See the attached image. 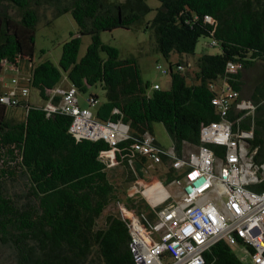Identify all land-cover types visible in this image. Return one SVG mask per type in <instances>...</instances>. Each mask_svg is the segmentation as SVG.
Returning a JSON list of instances; mask_svg holds the SVG:
<instances>
[{
	"label": "trees",
	"instance_id": "obj_1",
	"mask_svg": "<svg viewBox=\"0 0 264 264\" xmlns=\"http://www.w3.org/2000/svg\"><path fill=\"white\" fill-rule=\"evenodd\" d=\"M17 8L19 20L5 10L0 12V76L4 66L29 65L30 87L55 109L31 104L0 102V242L12 248L15 264H136L130 249V231L118 214L109 213L103 225L97 220L111 201L120 200L110 180L101 151L115 149V159L126 172L127 183L142 175L146 158L133 150V143L144 132L152 133V123L161 122L178 155L184 144L200 143L203 124L219 119L210 84L224 79L240 92L243 71L257 62L264 65V0H157L153 10L147 0H3ZM52 8L53 16L70 12L78 25L61 48L58 65L50 60L32 64L35 6ZM143 25L151 31L155 46L169 65L167 89L153 88L141 77L133 56L121 58L118 49L102 41L100 32ZM91 38L78 58L80 36ZM200 37L218 45L215 54L202 53L188 75L170 56L194 54ZM229 63H240L236 72ZM62 73L77 92L99 85L104 99L95 112L101 121H120L129 127L128 137L111 145L105 138L77 137L70 131L73 116L58 105L54 94ZM3 92L0 85V94ZM50 92V93H49ZM92 95V94H90ZM98 97L97 95H95ZM248 99L254 109L231 111L230 120L241 130L250 131V149L256 163L264 162V70L256 79ZM89 105V104H88ZM21 106L23 119L10 115V108ZM218 156L223 146L209 144ZM21 173L27 188L26 199L17 200L4 191L5 175ZM172 176L168 173L167 182ZM166 182V183H167ZM264 189V178L250 186ZM126 198V197H125ZM138 213L155 220V206L144 199H127ZM125 219L135 221L132 214ZM202 264H242L225 240L203 252Z\"/></svg>",
	"mask_w": 264,
	"mask_h": 264
},
{
	"label": "built area",
	"instance_id": "obj_2",
	"mask_svg": "<svg viewBox=\"0 0 264 264\" xmlns=\"http://www.w3.org/2000/svg\"><path fill=\"white\" fill-rule=\"evenodd\" d=\"M20 67L19 61L15 70ZM177 67L183 68L181 64ZM240 67V63H229L228 71L236 72ZM158 68L166 73L167 68ZM210 87L215 91L212 104L219 119L201 126L200 143L194 150L178 155L174 144L162 147L148 131L133 143V150L146 158L145 166L164 167L165 178L169 173V182L178 184L184 196L181 202L169 195L164 198L153 221L144 213L132 211L129 212L135 221L123 218L129 227L130 249L136 264H202L203 252L219 240L238 247L240 256L253 264H264V189L250 188L264 178V162L254 161L249 143L251 132L235 125L240 117L235 121L229 118L231 111H244L241 116H245L254 104L248 98H240V92L224 79ZM153 88L159 85L155 83ZM2 90L0 102L12 104L28 99L30 93V87L18 85L15 76ZM54 94L60 96L58 106L73 116L70 131L75 136L103 137L111 145L128 137V125L101 121L92 116L89 108L80 106L73 84L56 88ZM86 102L89 106L98 105V97L89 95ZM45 105L56 108L51 101ZM211 143L223 146L221 156L209 146Z\"/></svg>",
	"mask_w": 264,
	"mask_h": 264
},
{
	"label": "rangeland",
	"instance_id": "obj_3",
	"mask_svg": "<svg viewBox=\"0 0 264 264\" xmlns=\"http://www.w3.org/2000/svg\"><path fill=\"white\" fill-rule=\"evenodd\" d=\"M146 2L150 7L153 8V10L150 11L145 17V19L148 20L154 16L155 8L159 6L160 3L157 0H147ZM35 7L38 13V21L35 27L34 54L32 57V64L35 65L41 61L50 60L55 65H58L62 45L70 38L71 33L77 35L78 25L70 12L53 16L52 8L49 6L40 5ZM2 10H5L15 20H19L17 8L11 3L0 0V12ZM80 37L78 58H80L85 53L86 48L91 41L89 35H81ZM100 37L103 42L115 46L118 49L121 58L133 56L137 61L141 77L144 81L149 82L150 85L156 83L159 85L160 89H167L169 87V74L158 68V66L163 67L164 69L167 68L169 61H167L160 53L153 49L155 42L150 30L145 29L143 25L132 26L130 28L118 27L112 30L101 31ZM219 51L220 47L218 45H211L210 39L208 37H200L196 43L194 54L179 56L177 53H173L171 54L169 60L171 62H184L186 65H183V69L188 75L191 76L195 70V60L200 54H215ZM30 64L31 62L27 61L26 59L20 60L21 67L18 70H15L16 68L14 66L7 67L5 65L0 76L1 88H5V86L10 85L12 76L16 77L18 85H26L30 87ZM263 70L264 65H262L261 62H257L250 69L243 71L242 75L244 84L241 91V98L247 99L249 97V93L251 92L257 77L263 72ZM68 83L67 77L62 73L61 80L57 87L59 86L66 88ZM17 90L19 91L18 88ZM90 94L93 96L97 95L99 102L103 101L104 99L103 91L99 85L87 86L85 91L77 92L78 104L80 106L89 108L92 116L94 117L97 105L92 104L89 106L86 102V98ZM27 98L31 104L37 106H42L47 102L39 96L38 90L33 86L30 87L29 97ZM9 114L14 116L16 119H23L25 111L21 106L11 107ZM152 134L161 146L165 148L171 146L172 140L161 122L152 123ZM194 149L195 146L186 143L184 144L183 153L186 154L188 151ZM102 158L107 164L108 176L116 186L118 198L120 200L111 201L109 205L103 210L101 216L97 220L98 226L103 225L104 217L109 213L118 214L122 218H125V216L123 217L122 212L128 209V211L138 214L136 209L131 205L130 201H126V207L124 206V198L128 193H131V191L134 190L133 186L136 188V182L133 181L129 184L127 183L126 172L124 171L123 166L114 162L116 159L114 158L111 151L102 153ZM162 169L164 170V167H152L150 170L145 171L144 175L153 177V179H157L158 182L156 184L155 191H161L163 193L161 186L167 185V181ZM3 188L7 194L13 196L17 200L26 199L27 188L25 181L23 180V176L18 171L13 176H4ZM168 188L177 193L175 196L176 201L181 202L184 199L179 185L175 184V186H168ZM133 195L135 194L133 193ZM128 213L131 214V212ZM232 250L238 255L242 264H253L249 258L240 256V249L238 247H232ZM0 264H15L14 252L12 248L2 244L1 242ZM63 264L69 263L64 262Z\"/></svg>",
	"mask_w": 264,
	"mask_h": 264
},
{
	"label": "crops",
	"instance_id": "obj_4",
	"mask_svg": "<svg viewBox=\"0 0 264 264\" xmlns=\"http://www.w3.org/2000/svg\"><path fill=\"white\" fill-rule=\"evenodd\" d=\"M69 84H70V82L68 83V86H69ZM56 88L57 89H59V88L62 89V87H59V86L56 87ZM82 107H84V106H82ZM96 109H97V107H96ZM94 117H96V116H94ZM114 162L117 163V161H114ZM152 167H153L152 165L151 166L150 165H146L145 168L142 169V172H143L142 175H139V176L136 177L134 182H136L137 186H136V188H135V186H133L134 190L132 189L133 191H131V193H128L125 196L126 197V198H124V204H125L124 206L125 207H126V203L125 202L128 201L127 199H129V198H131V199H144V201L150 207V209L155 207V206H159L161 201L164 200V198H166L168 195L171 198H173V200L176 201L175 196H176L177 193L173 192V190L168 188V186L169 187L172 186V185L175 186L176 183L167 182V185H162L161 186V190L163 191V193L161 191H159V192L155 191V187H156V184H157L158 180L155 179V178H154L155 179L154 180L153 177H148L147 175H144V172L150 170V168H152ZM154 167L156 168V166H154ZM133 193L135 195H133ZM176 202H180V201H176ZM128 212H129L128 209L124 210V212H122L123 217Z\"/></svg>",
	"mask_w": 264,
	"mask_h": 264
},
{
	"label": "water",
	"instance_id": "obj_5",
	"mask_svg": "<svg viewBox=\"0 0 264 264\" xmlns=\"http://www.w3.org/2000/svg\"><path fill=\"white\" fill-rule=\"evenodd\" d=\"M103 152H105V151L100 152V154H102ZM112 152H113L114 157H115V149H112ZM100 158L103 159V158H102V155L100 156Z\"/></svg>",
	"mask_w": 264,
	"mask_h": 264
},
{
	"label": "flooded vegetation",
	"instance_id": "obj_6",
	"mask_svg": "<svg viewBox=\"0 0 264 264\" xmlns=\"http://www.w3.org/2000/svg\"><path fill=\"white\" fill-rule=\"evenodd\" d=\"M98 103H99V99H98Z\"/></svg>",
	"mask_w": 264,
	"mask_h": 264
}]
</instances>
